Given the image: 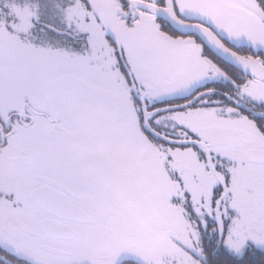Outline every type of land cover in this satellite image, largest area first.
<instances>
[{
  "label": "snow or ice",
  "instance_id": "1",
  "mask_svg": "<svg viewBox=\"0 0 264 264\" xmlns=\"http://www.w3.org/2000/svg\"><path fill=\"white\" fill-rule=\"evenodd\" d=\"M0 264H264V0H0Z\"/></svg>",
  "mask_w": 264,
  "mask_h": 264
}]
</instances>
